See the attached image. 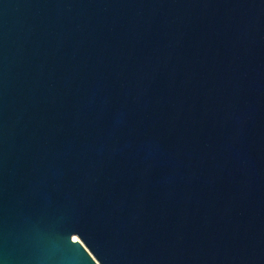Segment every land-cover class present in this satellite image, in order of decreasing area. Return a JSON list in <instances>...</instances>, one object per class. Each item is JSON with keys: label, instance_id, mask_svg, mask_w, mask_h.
<instances>
[{"label": "water", "instance_id": "1", "mask_svg": "<svg viewBox=\"0 0 264 264\" xmlns=\"http://www.w3.org/2000/svg\"><path fill=\"white\" fill-rule=\"evenodd\" d=\"M0 264H264V0H0Z\"/></svg>", "mask_w": 264, "mask_h": 264}]
</instances>
